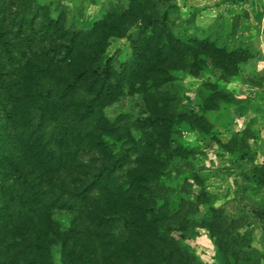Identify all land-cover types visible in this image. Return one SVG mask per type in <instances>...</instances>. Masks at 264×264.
I'll return each instance as SVG.
<instances>
[{"label": "rangeland", "instance_id": "rangeland-1", "mask_svg": "<svg viewBox=\"0 0 264 264\" xmlns=\"http://www.w3.org/2000/svg\"><path fill=\"white\" fill-rule=\"evenodd\" d=\"M26 1L31 4L33 1L41 5L51 16H57V20L65 28L86 30L91 27L94 21L100 25L93 35L80 36L79 54L81 57L79 58L86 65L88 63L97 64L103 61L102 58L107 57L112 84L122 64L130 62L133 65L132 60L135 58L136 51L131 48L128 35L135 33L137 27H140L147 17L160 18L164 13L165 29L180 35L184 38L183 40L185 37H197V34L205 35L206 33L214 34V37L219 39L228 35L230 27L231 32L237 35L235 38L237 44L235 45L238 48L234 49H239V45L249 43L250 38L254 37L256 33V26L251 25L248 13L241 6L248 0H238L239 3L236 2L237 0H221L220 8L223 10H219L215 22L206 28L193 27V32L187 34L188 36L185 35L186 27H192L193 21L180 16L175 9L174 0ZM254 2L264 7V0H254ZM42 7L39 11L40 15L43 14ZM11 9L15 8L11 6ZM35 24L39 25L37 21ZM55 35L60 34L55 31ZM51 36L47 35L45 42H36L35 39L31 50H26L25 53L31 58H38L41 51H45L48 57H54L53 51L59 47H56V43H58L56 38ZM6 38L11 39V35H7ZM52 40L54 41L51 42ZM180 42L183 44H181L179 53L162 64L163 70L174 69L167 73L168 82L154 89L151 86V78L154 73L149 71L155 59L151 61V64L150 61L144 60V65L140 69V72L144 73H140L131 82L125 81L120 89L121 92H117L118 96L96 106L97 113L95 115L99 117L100 123L98 122L93 129L95 137L97 136L108 146V153H114L118 157L121 154L125 156L121 169H117L115 173L111 174L112 185L121 184L125 187L130 181L136 180V176H143L151 184L155 183L157 187L154 189V194L146 193L143 194L144 197L154 199L156 204L167 202L168 212L175 214L172 223H170V236L174 239L181 236L184 239L183 243L190 248L200 264H264V200L252 198L259 192L264 194V189L261 188V186L264 187L263 167L257 171L254 169L253 172L243 174L247 177L246 182H241L242 184L239 183L233 188L226 187L227 178L232 179L237 173L228 174L218 167H214L213 171L211 169L212 160H208L206 156L211 147L209 140H213L212 134L215 133V125L220 119L212 118V124H208L203 119V113H196V117H200V115L202 117L194 119L187 116L188 113L184 112L181 107L182 96L189 84L187 82L188 72L191 71L192 75L195 74L205 62L204 56L211 57L217 64L229 63L231 62L230 58H221L218 53L216 55L211 52L212 48L200 50L199 45L194 42ZM48 49H52V51L48 52ZM146 56H149V53ZM8 57L18 58L19 56L14 54L13 50L9 52L0 50V62H4L2 69L0 68V85H11L12 88L10 87L9 91L12 94L16 93V99L19 102L14 104V121H6L3 123V130L0 128V131L2 130L0 148L14 161L21 172L28 175L29 181L40 184L39 189L41 188V194L44 195L49 191V184L47 185L45 182L47 177L43 175L48 167L43 163L35 164L29 155L36 150L39 152L38 160L44 161L45 153H42L41 148L51 126V115L45 111L41 118H38V115L31 117L32 112L28 108L34 102L39 104L42 100H36L35 97L29 102L27 99L32 96L33 89L36 92L38 90L40 94L51 90L49 87L52 86V82L48 81V78L45 82L33 71L32 76H34L35 82L30 81L29 85L21 84L15 77L17 71L11 68V64L5 63L9 62ZM55 57L59 56L55 55ZM190 62L192 67L187 65ZM132 68L137 70V67ZM160 68H162L161 65ZM177 68L183 70H177ZM62 69V75L70 76L76 68L69 69V74H64L65 68ZM190 86L195 87L196 84L192 83ZM29 88L32 90L29 91ZM86 90V86L81 85L80 89L73 93L70 107L75 106L81 109L82 101L88 98ZM209 90L211 89L209 88ZM226 94L220 90L208 93L205 101L211 99L210 106L223 104ZM196 99H199L198 102L204 101L201 87L197 88ZM49 101L51 102V99ZM237 102L244 103L246 101L237 100ZM40 104L42 105V103ZM41 109L43 111V108ZM256 109L264 113L262 108ZM72 110L75 109L72 108ZM180 112L185 113L186 116H182ZM209 114L211 115V113ZM146 118L153 119L154 124L146 122ZM188 124H193L204 136L198 138L195 133L186 131ZM13 125L17 126V132L23 131L17 137H14V133H12L14 132ZM28 140L32 142L30 150H27L29 149ZM130 140L140 144L139 152H135L134 145ZM170 141L172 143H168ZM162 145H165L166 149ZM175 147H179V150L174 151ZM141 155H146L149 159L143 165H140L141 161L138 159ZM212 155L209 153L210 158ZM78 158L86 163L93 160V167L105 162L101 154L95 153L85 144L79 150ZM154 160H157V163L151 166V163L155 162ZM237 175L241 176L242 173ZM194 176H196L197 182L193 180ZM213 177L215 179L210 180L212 186L205 191L203 189L204 182ZM62 179H65L64 184L70 181L69 178ZM113 179L115 183H113ZM0 181L3 187H9L12 182L6 179H0ZM235 182L236 180L233 179L231 185ZM132 187H136V185H132ZM197 195H199L198 198H196ZM74 218V214L64 209L55 208L52 212V220L60 231H65ZM220 237L225 243L223 246H221ZM230 251L233 255L238 252L237 256L231 257ZM224 253H226V257Z\"/></svg>", "mask_w": 264, "mask_h": 264}, {"label": "trees", "instance_id": "trees-1", "mask_svg": "<svg viewBox=\"0 0 264 264\" xmlns=\"http://www.w3.org/2000/svg\"><path fill=\"white\" fill-rule=\"evenodd\" d=\"M41 7L33 1L31 4L26 0H0V50H13L19 56L8 57L9 62L5 63L11 64V68L17 71L15 77L23 85L35 82L33 71L45 82L46 78L52 82L51 90L44 94L29 88L32 96L27 99L29 102L35 97L42 100V105L34 102L28 108L32 112L31 117L38 115L41 118L45 111L51 115V126L41 148L45 153L44 161L38 160L39 152L36 150L29 155L35 164L43 163L48 167L43 174L47 177L46 184H49L45 196L41 194L40 184L29 181L28 175L21 172L0 148V179L12 181L9 187L0 184V264H200L181 236L178 239L170 236V223L175 214L168 212L167 202L156 204L154 199L144 197L146 193L154 194L155 183L136 176V180L125 187L112 185L111 174L121 169L125 156L108 153V146L95 137L93 129L100 120L95 115L96 106L118 96L117 92H121L125 81L131 82L144 73L140 72L144 60L151 64L155 59L149 71L154 73L151 78L154 89L168 82L167 73L174 69L163 70L162 64L179 53L183 44L180 41L197 43L200 50L212 48L211 52L230 60L243 59V50L225 51L215 47L207 37L191 36L183 40L180 35L165 29V14L162 13L160 18L147 17L135 33L128 35L131 48L136 51L133 65L130 62L122 64L112 84L107 57L97 64L86 65L79 58L80 36L93 35L100 25L94 21L86 30L65 28L57 16H51L43 7V14L40 15ZM36 21L39 25L35 24ZM55 31L60 35H55ZM7 35H11V39H7ZM47 35H52L58 42L56 47L59 49L53 51L54 57H48L45 51H41L38 58H31L25 53L31 50L35 39L36 42H45ZM148 53L149 56H146ZM3 63L0 62L1 69ZM187 65L192 67L191 62ZM63 67L64 74H69L68 70L73 67L76 69L70 76L62 75ZM132 67H137L139 71ZM188 73L192 74L191 71ZM81 85L86 86L88 98L80 103L81 109L70 107L72 95ZM0 86L2 129L4 122L14 121V104L19 101L16 93L9 91L11 85ZM215 92L212 89L210 93ZM226 95V98L232 99ZM180 114L186 116L183 112ZM187 116L194 119L202 117H196L194 113ZM145 121L154 124L153 119L146 118ZM12 129L14 137L23 132H17L18 128L14 125ZM130 141L135 152H139L140 144ZM28 144L27 150H30L32 142L28 140ZM84 144L101 154L105 162L93 167V160L88 163L79 160L78 152ZM176 150L179 147H175ZM138 159L140 165L149 160L146 155ZM154 161L151 166L156 165L157 160ZM62 178H69L70 181L64 184L65 179ZM58 180L60 182L57 183ZM193 180L197 182L196 176ZM55 208L74 214V220L65 231H60L52 220ZM221 238L223 246L225 243ZM230 253L233 258L238 254Z\"/></svg>", "mask_w": 264, "mask_h": 264}, {"label": "crops", "instance_id": "crops-1", "mask_svg": "<svg viewBox=\"0 0 264 264\" xmlns=\"http://www.w3.org/2000/svg\"><path fill=\"white\" fill-rule=\"evenodd\" d=\"M174 4L182 18H190L193 21L192 27H186L185 35L192 33L193 27L197 29L208 27L215 22L219 10H223L220 8L221 0H174ZM241 6L248 13L251 25L256 26V33L250 38V42L246 45H239V48L243 50L244 58L229 60L230 65L229 63L217 64L211 57L204 56L205 62L197 73L188 75L189 84L181 99L183 111L194 114L203 113L205 123L212 124V118L220 119L215 125L213 140H209L211 147L206 156L208 160H212L211 169L213 171L218 167L228 174L242 173L241 176L236 174L232 179L227 178L225 186L229 188L246 182L247 177L243 174L253 172L254 169L257 171L261 167L264 169V113L256 109L264 110V7L254 0H248ZM196 36L197 38L207 37L215 47H220L225 51L238 48L235 45L237 35L231 32L230 27L228 35L219 39L214 37V34L209 35L208 33ZM192 83L196 86L191 87ZM198 87H201L204 93V103L196 99ZM212 89L227 93L232 101L226 98L223 104L210 106V102L205 100L206 95L212 92ZM237 100L246 102H237ZM186 126V131L195 133L198 138L204 136L193 124ZM209 153L213 154L211 158ZM212 179L215 178L204 182L205 191L212 186L210 184ZM233 179L236 182L231 185ZM261 188L264 189L263 186ZM252 198L264 200V194L259 192Z\"/></svg>", "mask_w": 264, "mask_h": 264}]
</instances>
